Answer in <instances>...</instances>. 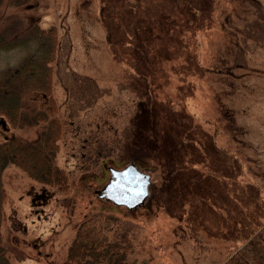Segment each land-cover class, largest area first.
Instances as JSON below:
<instances>
[{"label":"rangeland","instance_id":"obj_1","mask_svg":"<svg viewBox=\"0 0 264 264\" xmlns=\"http://www.w3.org/2000/svg\"><path fill=\"white\" fill-rule=\"evenodd\" d=\"M103 1L0 0V40L27 38L35 26L57 31L50 90L24 86L19 124L0 113V234L10 264H62L79 235L102 242L98 249L127 230L126 264H237L231 257L256 245L252 237L264 247V0H219L214 18L198 0H132L142 9L122 25L126 0ZM4 47L0 70H13L26 47ZM139 98L153 100L148 120ZM13 141L22 153L50 149L66 186L7 153ZM132 162L151 184L129 209L100 192L111 167Z\"/></svg>","mask_w":264,"mask_h":264},{"label":"trees","instance_id":"obj_2","mask_svg":"<svg viewBox=\"0 0 264 264\" xmlns=\"http://www.w3.org/2000/svg\"><path fill=\"white\" fill-rule=\"evenodd\" d=\"M100 1V0H99ZM105 1V0H104ZM103 1V2H104ZM132 0H126L124 7H126V11L123 14L122 12L120 13L121 16H123V19L121 20V23H118L120 25L124 24L126 20L131 18V16H136L135 13V8L142 9V6L140 3L137 2H131ZM200 4L203 5V7H206V10H208V14L211 15L212 18L215 17V11L218 8V11L220 10L219 6V0H198ZM215 1L218 3V5H215ZM122 1V3H124ZM186 2H190V0H186ZM103 3L101 4V14L99 18L102 20V25L104 29H106V33L108 32L111 34L112 27L108 23V18L106 19L104 16V11H103ZM191 6V5H190ZM136 18L134 19V23L136 22ZM34 22V21H33ZM132 25L130 26L131 28H135L133 21H130ZM119 30H122L119 26L117 27ZM128 29V28H127ZM30 35L26 38L23 37L21 38L20 34L18 36H15L13 39H10L5 42L4 38L0 40V46H6L8 47H13L16 46L17 44H20L26 49L24 50L26 52L25 58L20 61L19 66L16 67L15 69H9V70H0V113H4V115H7L15 124H19V118L21 117L22 113V108L21 106V101H22V94L25 90V87L29 89H36L40 91L42 94H46L48 90H50V82H51V75L49 68H51L50 62H52L53 56H54V51H55V46L57 45L56 42V34L57 31L55 30L54 27H51L49 30L44 29V28H38L35 26V28L29 33ZM108 36L112 38V34ZM1 38V37H0ZM136 38H138L136 36ZM142 39V38H141ZM143 40V39H142ZM30 43H35L34 46H31ZM136 44V43H135ZM129 46H133V43L129 44ZM4 47L3 49H6ZM144 51L147 52V49L144 48ZM25 86V87H24ZM24 87V89H23ZM147 96V95H146ZM151 97V95H150ZM149 101H144L142 98H139L137 101L138 107L143 104L144 108L148 110L142 112V116H145L144 119L148 120L151 117V112L152 111V104L153 100L152 98H149ZM148 99V100H149ZM156 113V112H153ZM141 115L137 117L136 115V120L139 121V118H141ZM229 127L232 125L233 120L229 118ZM141 123H143L144 120H140ZM57 129H52V136H55V132ZM157 131L159 132V128H157ZM181 136L186 137V132L180 130L179 131ZM52 136H48L45 141V145L48 146L49 148L53 146L54 139ZM141 137V135H140ZM139 140L144 141L146 138L141 137ZM182 137V143L184 142V138ZM53 139V140H51ZM200 140H196V143H199ZM243 143V142H242ZM199 146V145H198ZM29 149V148H26ZM33 153L29 152H24L22 153L21 150H24L22 144L16 143L15 141L11 142L7 147L5 148V151L7 153H11L13 151L18 152L17 157H22V161H25L26 163H30V166L37 167V171H39L42 174L47 175L46 180L49 181L51 178V175L56 174V178H54V181H56V185L60 187H65L66 186V179L64 176V171L62 172L58 168H56L53 164V159L52 156L54 157V154L51 155L48 150H44L43 148H30ZM4 158L3 153H0V162H2ZM135 163L139 164L140 163L134 161ZM184 164L188 163L187 160H184ZM183 163V162H182ZM138 166V167H139ZM170 169H174L170 163L168 164ZM178 169V168H177ZM168 177H171L169 174H166ZM178 176H181L179 173ZM260 184L257 185V189L260 188V186L264 183H261V180L259 182ZM186 187L187 185L191 186L190 182L185 183ZM193 187V186H191ZM186 189V188H184ZM183 189V190H184ZM261 190V188H260ZM164 206V207H163ZM166 203L162 204V208H167L169 211L171 210L170 206L166 207ZM163 209V210H164ZM189 214V213H188ZM128 217V216H127ZM129 218V217H128ZM132 218V217H131ZM189 218V217H188ZM187 217H180L181 220H189ZM130 219V218H129ZM111 221H115L116 217L113 218V216L110 218ZM132 220V219H130ZM144 223V222H143ZM135 225H138L143 228L142 225V220H139L138 222L135 223ZM108 226V225H107ZM179 228H182V223H178ZM154 229L156 232H160L159 234H162V230L160 229V224L159 222H155L153 225ZM132 228V227H131ZM149 228V225L147 226ZM184 230V229H183ZM131 230H127L126 234H124L123 240L121 241H114L113 244L110 245H102L101 247H98L95 244L99 243L102 244L100 241H95V238L89 239V240H94L91 244H83L82 243V234L79 235L73 246H71V249L69 251V256H68V261H65L62 264H113L112 262L114 259H117L118 264H126V256L129 255L130 251L134 248V244L132 242V237L130 240L128 239V234L130 233ZM154 234V230H150ZM129 232V233H128ZM132 233V231H131ZM260 234V233H258ZM256 234V236H260ZM156 235V234H155ZM134 236V235H133ZM253 242L256 243L254 244H249L246 247H242L243 249L240 251L241 253L239 254L236 253L231 257V259L238 264L243 262L245 264H251L255 262L256 264H264V247H261V244L259 241L261 239L252 237ZM259 240V241H258ZM251 241V240H250ZM249 247V248H248ZM254 250V252H253ZM252 251V252H251ZM87 252V254H86ZM110 254V255H109ZM238 254V255H237ZM237 255V256H236ZM88 256V260L86 257ZM236 256V257H235ZM232 262V261H230ZM0 264H10V258L6 255L5 249L3 247V237L0 234ZM227 264V263H226Z\"/></svg>","mask_w":264,"mask_h":264},{"label":"water","instance_id":"obj_3","mask_svg":"<svg viewBox=\"0 0 264 264\" xmlns=\"http://www.w3.org/2000/svg\"><path fill=\"white\" fill-rule=\"evenodd\" d=\"M110 179V182L100 192V196L113 200L117 205L125 204L132 209L142 205L150 193V174L134 163L121 170L113 168Z\"/></svg>","mask_w":264,"mask_h":264}]
</instances>
